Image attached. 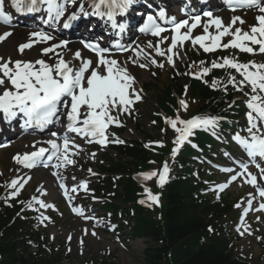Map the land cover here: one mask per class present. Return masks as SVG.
<instances>
[{
	"label": "snow or ice",
	"instance_id": "snow-or-ice-1",
	"mask_svg": "<svg viewBox=\"0 0 264 264\" xmlns=\"http://www.w3.org/2000/svg\"><path fill=\"white\" fill-rule=\"evenodd\" d=\"M136 3L137 0H89L91 11H88L84 3H78V0H10L11 8L21 14L45 11L47 14L46 24L62 23L63 28L68 29L72 22L80 19L81 16H98L106 17L111 22V27L114 30L119 29L120 32L125 30V24L117 23L115 16L126 14ZM224 3L231 11L243 8L254 9L258 12L255 17L256 23L250 28V31L244 32L240 27H236L237 22L241 25L245 23L240 17H233L232 22L225 25L222 18L214 17L211 11H205L203 16L209 19L202 25L204 34L193 37L192 31L201 26V15H193L189 19L177 21L175 16L169 18L165 9H159L155 15L148 14L143 26L139 29L141 33L151 34L157 38L156 43L149 42L146 47L153 49L156 56L165 57L167 64L173 68L175 67L173 57L180 58L179 53L174 52V49H177L178 46L183 47L184 43L189 40L193 47L199 45L205 53L232 48L254 55L257 53V48L254 46H258V52L264 54V0H224ZM70 6L78 7L79 12H69ZM158 20L164 21L166 24L170 23L172 27L170 29L164 27L157 22ZM0 22L5 24L11 22V15L5 11V0H0ZM213 27L215 32L210 33L209 29ZM182 29H186V31L182 32ZM165 32L172 34L170 36L162 35ZM10 35H12L11 32L0 34V42ZM226 36L231 39L228 43H222ZM53 40L55 37L43 30L34 31L30 33L28 42L19 44L17 50L23 56L25 50H31L36 44L48 45L40 49L39 58L13 61L11 57L7 60L0 57V118L10 123L22 115L25 118V128L43 129L63 116L67 121L66 133H75L79 137L87 138L89 143L96 142L101 146H106L107 143L113 142L109 141L108 127L113 124L121 126L119 115L130 111L131 106L142 99L134 88L136 78L129 72L126 64L111 58L110 48L102 47L98 42L82 39L80 41L82 48L69 49V41L61 40L50 44L49 42ZM161 44H166L167 47L162 50ZM113 46L121 52L132 51L135 58L129 57L128 60L134 65L143 55H146L145 49L139 45L132 49L125 48L118 43ZM84 50L87 53H92L95 59L85 55ZM69 51L72 53L71 58L65 59ZM150 62L157 67H164L163 63H158L154 58ZM200 63L203 65L205 62L201 61ZM139 67L147 68V65L141 63ZM222 68L234 69L242 77L239 82L235 77L229 78V83L237 91H242L244 87H250V93H245L248 96L247 108L249 109L247 112L248 127L245 129L248 135L242 137L237 133L233 139L244 149L250 160L255 161L256 158L264 160V63L255 61L239 63L234 58L221 57V62L213 61L210 68H202L199 74L192 75L195 79H202L212 69ZM187 74L185 73V75ZM211 86L215 89L217 82L214 80ZM180 104L185 110L187 109L186 101L181 100ZM61 109L64 111L61 112ZM113 113H117V115H113ZM165 120L178 133L174 141L176 147L172 150L173 156L184 143L190 142L189 137L194 134L196 129L211 128L214 130L218 126L217 118L194 117L185 121L177 116L175 120L168 118ZM52 136L62 139V143H57L56 140L43 142L50 145L51 155L46 157V153L49 152L48 148H37L36 144H33V151L16 154L13 157L14 162L24 168L31 169L38 166L42 160H51L54 157L57 163L52 165L53 168L59 169L73 165L75 161L71 157L79 154V145L75 144L67 134L60 137L56 132H53ZM114 142L124 143L119 139ZM92 156L94 157L95 153ZM44 166L48 167V164H44ZM256 167L259 169V179L264 180V167L258 163ZM241 168L243 169L241 175L245 176V182L256 188L259 196L264 198V188L258 186L257 175L248 171L247 164H241ZM88 171L92 172L91 169ZM168 171L167 163H165L160 173L144 174L143 178L150 179L158 175V185L163 186ZM53 175L59 179L57 172H53ZM232 179L235 180L236 176L234 175ZM23 183H27V181ZM23 183L15 179L11 181L8 187L15 189L11 193V198L19 195ZM59 186L63 190L65 199L69 202L74 199L71 194H78V189L88 191L86 182H81L77 187L71 189L64 183H60ZM227 186V184L219 185L216 190L222 192ZM37 191L41 195H47L42 186ZM151 199L158 203V197H151ZM34 205H39V208L43 209L55 210L54 205L35 196L27 202L26 207L36 211ZM247 205L248 208L244 210V215H247V212L252 208L251 199L247 200ZM237 207L240 205L238 204ZM255 210L264 211V203H261ZM72 211L82 218L94 219V217L85 216L82 208L72 206ZM48 219L47 216L43 217V220ZM92 234L95 235V233ZM81 243L83 242L81 241Z\"/></svg>",
	"mask_w": 264,
	"mask_h": 264
},
{
	"label": "trees",
	"instance_id": "trees-1",
	"mask_svg": "<svg viewBox=\"0 0 264 264\" xmlns=\"http://www.w3.org/2000/svg\"><path fill=\"white\" fill-rule=\"evenodd\" d=\"M200 94L204 99L212 95L207 90L200 91ZM127 155L137 162V166L149 167L146 160L150 154L141 144L128 148ZM132 170V166L126 164H116L112 169L113 172L126 175ZM176 181H173L165 192L160 219L142 208H136L137 215L134 219V227L131 228V237L148 238L152 241L145 252L146 263L247 264L234 259L232 252L228 250V235L221 227L226 206L199 202L193 197L196 191L193 180ZM137 190H139L138 186L128 177L126 181H123L124 195L121 199L125 198L126 202H133ZM7 223V217L0 215V264H58L60 262V256H48L43 251L40 255L30 257L25 251L29 236L20 235L16 228L7 227ZM210 226L213 227L211 232L207 229ZM3 228L5 229L2 230ZM195 247L197 249H194Z\"/></svg>",
	"mask_w": 264,
	"mask_h": 264
},
{
	"label": "rangeland",
	"instance_id": "rangeland-1",
	"mask_svg": "<svg viewBox=\"0 0 264 264\" xmlns=\"http://www.w3.org/2000/svg\"><path fill=\"white\" fill-rule=\"evenodd\" d=\"M193 47V45L191 44ZM191 48V47H190ZM193 49V48H192ZM168 79V72L164 71L163 74L159 78V86L161 87V83L166 82ZM196 103L195 100H188V105H190V108L194 106ZM141 113L142 117L139 120L146 128V130H150V119L149 117L152 114V109L155 108V95L154 92H148V98L144 105L141 107ZM160 111H163L167 116L168 119H171L173 116V112H171V109H183L181 106L174 107L173 104H165V103H160L158 107H156ZM188 108V107H187ZM156 135V133H155ZM131 136V135H130ZM137 137V136H136ZM12 154V151H7L3 155L0 156V162H2V159L4 162V165L9 169V157ZM3 164V162H2ZM77 172H80V169L76 170ZM75 174V173H74ZM73 178V177H72ZM45 201V200H44ZM96 210V209H95ZM71 219V218H70ZM67 219V221H64L60 224H58L57 227H51L48 230V236L51 234L55 236V240L51 241V244L56 246H61L62 250L68 251V248L70 247L72 250V253H70V258L65 260L62 264H89V261L100 259L104 257V255L108 254L111 258L112 261L115 262L116 264H146L144 261L143 257V249L135 244L134 242H127L124 239V243L126 248H120L115 244L113 238H117L118 236L114 234H109L107 235H99V238L94 239L93 237L89 234L88 238L91 239L92 241H88L86 239V243L80 248L78 245L77 241H73L71 244H66V235L70 231L71 227L75 223V221L79 222L77 224V228L79 229L81 226L80 221L81 219ZM83 222V221H82ZM85 226L89 227V229H93L91 226L97 227L96 224H91L90 222H83ZM105 227L103 224L99 225L100 227ZM107 227L103 228L102 230L107 231ZM111 230V229H110ZM75 233V239L77 237V232L76 230L73 231ZM80 236V234H78ZM112 237V238H111ZM72 241V240H71ZM75 245V246H73ZM140 247V248H139ZM238 255H244L248 257L249 260H251L252 264H264V251L263 249L259 246L257 238L253 240H246L242 241L238 245Z\"/></svg>",
	"mask_w": 264,
	"mask_h": 264
},
{
	"label": "bare ground",
	"instance_id": "bare-ground-1",
	"mask_svg": "<svg viewBox=\"0 0 264 264\" xmlns=\"http://www.w3.org/2000/svg\"><path fill=\"white\" fill-rule=\"evenodd\" d=\"M33 21L34 20H31V22H33ZM16 33L10 39H8L7 43H5L6 45L4 44L5 45L4 48L8 52L7 53L8 54L7 57L14 58V56L16 55V53H15V51H13V49H15V43L20 41L19 37H21V36H19L18 31ZM77 48L78 47H73L71 49H77ZM25 53H24L25 56L23 58L27 59V60H35V59L39 58V55H40L39 50L37 49V47L35 49L30 50L29 52H28V50H25ZM71 55H72V53H71V51H69L66 56L68 58H71ZM44 58L46 59L47 57H44ZM143 78H144V75H143ZM49 183H50L49 184L50 187L52 188V186H51L52 182L50 181ZM73 230H77V223H74L73 226L71 227L70 231H73ZM89 241H92V240L89 239Z\"/></svg>",
	"mask_w": 264,
	"mask_h": 264
}]
</instances>
